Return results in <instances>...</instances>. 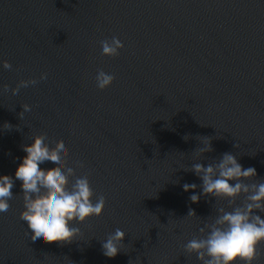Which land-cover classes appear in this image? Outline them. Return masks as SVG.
<instances>
[{"label": "water", "instance_id": "95a60500", "mask_svg": "<svg viewBox=\"0 0 264 264\" xmlns=\"http://www.w3.org/2000/svg\"><path fill=\"white\" fill-rule=\"evenodd\" d=\"M113 36L124 47L102 54ZM100 69L116 77L105 89ZM40 133L68 146L67 165L106 206L78 224L81 236L37 245L16 180L0 264H202L183 245L234 205L203 194L191 166L231 152L257 169L245 183L264 182V0H0V174L14 176ZM205 136L211 150L200 152ZM116 228L126 235L107 257L102 240ZM253 264H264V243Z\"/></svg>", "mask_w": 264, "mask_h": 264}, {"label": "clouds", "instance_id": "9594fccd", "mask_svg": "<svg viewBox=\"0 0 264 264\" xmlns=\"http://www.w3.org/2000/svg\"><path fill=\"white\" fill-rule=\"evenodd\" d=\"M123 47V41L117 36L101 41L102 54L107 56L119 55ZM3 67L8 69L12 65L4 61ZM46 77V73H41L40 79ZM115 78L114 74L100 69L95 77L96 86L105 89ZM29 83L35 85L37 80L22 81L21 85L27 87ZM23 108L24 111L31 110L29 104ZM20 115L23 116V112ZM4 127L11 128L12 125L5 122ZM201 139L204 147L199 151H210L211 138L205 136ZM50 143L45 134H35L31 143L22 146L26 154L20 158L14 176L0 174V213L9 209L15 181H21L24 207L20 219L26 223L31 241L37 245L70 242L81 236L78 224L90 217L101 216L106 206L105 195L96 194L89 176L75 175V169L67 165L68 146L55 142L54 147H50ZM76 163L79 167L84 166L82 161ZM48 165L55 167L48 169ZM191 168L202 181L203 194L229 198L234 206L231 210L219 209L214 222L199 230L204 235L194 237L183 245L185 251L195 253L202 264H238V261L253 264L258 245L264 243V217L259 214L264 213V182L248 184L244 180L256 176L257 169L254 166L244 167L231 152L223 153L215 163H195ZM182 187L189 191L196 189L197 185L184 183ZM241 193L246 194L245 201L236 205L235 198ZM190 199L198 202L200 194L192 192ZM194 214V210H189L188 216ZM125 235L121 228L110 233L102 240L103 254L116 256Z\"/></svg>", "mask_w": 264, "mask_h": 264}]
</instances>
